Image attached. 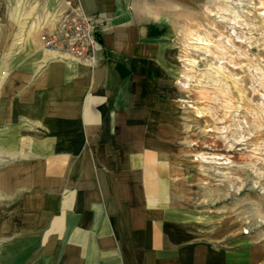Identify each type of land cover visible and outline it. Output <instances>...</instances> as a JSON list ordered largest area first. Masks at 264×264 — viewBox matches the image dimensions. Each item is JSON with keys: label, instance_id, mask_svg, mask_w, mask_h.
<instances>
[{"label": "crops", "instance_id": "crops-1", "mask_svg": "<svg viewBox=\"0 0 264 264\" xmlns=\"http://www.w3.org/2000/svg\"><path fill=\"white\" fill-rule=\"evenodd\" d=\"M193 0H0V264H264L183 205L168 11ZM99 16L92 62L41 36Z\"/></svg>", "mask_w": 264, "mask_h": 264}, {"label": "rangeland", "instance_id": "rangeland-1", "mask_svg": "<svg viewBox=\"0 0 264 264\" xmlns=\"http://www.w3.org/2000/svg\"><path fill=\"white\" fill-rule=\"evenodd\" d=\"M168 11L181 90L183 205L201 237L264 241V0Z\"/></svg>", "mask_w": 264, "mask_h": 264}, {"label": "built area", "instance_id": "built-area-1", "mask_svg": "<svg viewBox=\"0 0 264 264\" xmlns=\"http://www.w3.org/2000/svg\"><path fill=\"white\" fill-rule=\"evenodd\" d=\"M98 25V15L74 12L65 15L53 30L41 36V40L60 57L90 63L100 44Z\"/></svg>", "mask_w": 264, "mask_h": 264}]
</instances>
